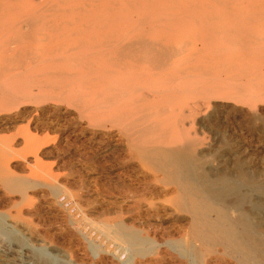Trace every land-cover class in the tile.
Listing matches in <instances>:
<instances>
[{"label":"bare ground","instance_id":"1","mask_svg":"<svg viewBox=\"0 0 264 264\" xmlns=\"http://www.w3.org/2000/svg\"><path fill=\"white\" fill-rule=\"evenodd\" d=\"M10 47L17 49L16 59L12 58L18 66L26 72L33 65L39 67L41 80L48 77L47 86L53 79L66 85L77 83L78 89L67 92L74 98L67 104H74L95 124L101 117L110 120L123 135L130 156L154 164V179L124 187L131 206L125 213L131 214V223L106 226L125 243L132 258L144 259L145 243L150 242L135 229L137 221L179 218L184 211L191 214L188 226L176 234L164 229L159 234L158 221L147 224L157 229L160 238L155 242L160 248L154 258L138 264L168 260L177 264H264L263 236L255 233L259 230L255 231L249 217L232 215L241 210L246 197L228 202L225 194L239 195L244 180L201 175L208 199L224 205L211 218L208 210L214 206L205 208L208 199L197 185L201 165L191 163L197 153L187 129L216 93L221 92L222 98L243 95L253 82L257 91L251 90V97H264V0H0V108L8 102L32 100L28 86L13 89L20 81L17 75L6 80L4 66L12 58L4 51L14 50ZM33 50L39 55L29 63L26 59ZM7 164L0 162V184L19 187L22 179ZM18 213L0 212V264H75L64 252L61 258L58 248L46 244L39 243L34 252L25 237L37 243L39 237Z\"/></svg>","mask_w":264,"mask_h":264},{"label":"rangeland","instance_id":"2","mask_svg":"<svg viewBox=\"0 0 264 264\" xmlns=\"http://www.w3.org/2000/svg\"><path fill=\"white\" fill-rule=\"evenodd\" d=\"M14 47H10L14 50L7 49L8 54L4 51L8 59H16L17 49ZM33 51L27 57L30 60L26 59L29 63L35 62L39 55V51ZM13 58L4 66L6 80L10 81L7 78H11V74L17 75L21 82L16 81L18 86L13 82L16 85L13 89L21 91V87H29V97L36 104L32 100H20L18 103L11 102L14 105H7L10 103L8 102L0 108V162L8 163L9 169L22 179L19 187L7 188L0 184V212H19L21 221L33 228L34 235L39 237L40 242L37 243L35 238L29 236L25 237V242L34 252L39 248V243L46 244V247L58 248L61 258L66 254L75 264H138L139 260L154 258L160 248L155 242L159 241L160 232L164 229L176 234L175 231L188 226L191 214L184 211L179 213L182 216L179 218L165 216L162 220H154L160 225L158 235L156 228L147 225L154 223L152 220L151 223L149 220L137 221L135 229L150 242L145 243L147 256L144 259L132 258L125 243L109 232L106 226L131 223V214L125 213L131 206L123 192L124 187L131 184L135 186L144 178L154 179V164L132 158L123 135L110 120L109 122L101 117L95 124L85 114H80L74 104H67V100L74 99L67 92L71 88L78 89L77 83L71 82L72 85H68L67 82L66 85L62 82L64 80L56 83L51 79V85L47 86L48 77L41 80L39 67L37 69L33 65L26 72V68L18 66ZM53 71L56 70H52V74ZM25 78L26 84L23 83ZM28 80L32 85L27 83ZM253 87L255 88L254 83L250 82L246 87L247 91L244 89L245 95L232 94L228 98H222L219 92L210 96L212 99L210 98L207 108L202 109L198 120L194 124H188L187 129L196 147L194 153H197H193L195 156L192 157L195 158H191V163L201 165L199 176L228 178L233 182L242 178L244 181L239 195L225 193L228 195V202L240 199L236 197H246L242 201L241 210L232 211V215L235 218H238L237 215L240 217V214L249 217L255 231L259 230L255 233L264 238V97L259 95L252 98L251 90L253 93L256 90ZM35 95L39 96L38 100ZM41 98L44 99L43 102ZM245 100L247 101L241 102ZM185 157L181 159L185 161ZM202 177L198 178L197 185L201 186L200 190L204 189L205 196L201 192L203 201V196L208 199L209 192L203 182L205 178ZM159 186L163 184L159 183ZM205 191L208 193L205 194ZM170 197L168 195L164 199ZM205 198L202 206L207 200ZM206 203L205 208L214 206L211 210L207 209L211 211L208 213L213 219L217 217L215 209L218 212L224 210V205L219 202L208 199ZM204 207L203 210L206 211ZM171 262L168 260L165 264L175 263Z\"/></svg>","mask_w":264,"mask_h":264}]
</instances>
